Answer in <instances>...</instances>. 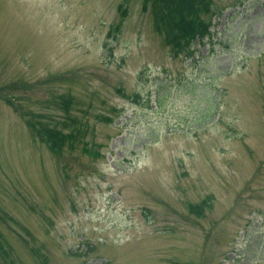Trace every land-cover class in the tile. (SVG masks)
<instances>
[{"label":"rangeland","instance_id":"374dc122","mask_svg":"<svg viewBox=\"0 0 264 264\" xmlns=\"http://www.w3.org/2000/svg\"><path fill=\"white\" fill-rule=\"evenodd\" d=\"M173 2L0 0V264H264V0Z\"/></svg>","mask_w":264,"mask_h":264},{"label":"trees","instance_id":"16d2710c","mask_svg":"<svg viewBox=\"0 0 264 264\" xmlns=\"http://www.w3.org/2000/svg\"><path fill=\"white\" fill-rule=\"evenodd\" d=\"M189 3L187 6L184 7L185 13L187 16L183 15L182 18L181 15L174 16L173 19H170L168 21V26L171 27L170 31L172 32V28H175L178 32H181V37H187V38H195V35L198 36H204L207 32L208 25L202 23V20L198 17V12L203 13L202 10H198L196 13V7L197 5L192 2V0H188ZM166 5L167 7L172 10L174 7H178L174 4L173 0H167ZM172 16L168 15V18H171ZM175 20V21H174Z\"/></svg>","mask_w":264,"mask_h":264}]
</instances>
